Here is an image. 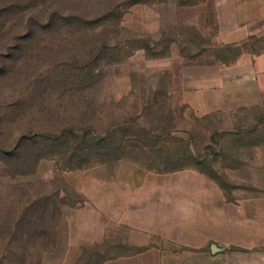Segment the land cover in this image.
I'll list each match as a JSON object with an SVG mask.
<instances>
[{
	"label": "rangeland",
	"instance_id": "rangeland-1",
	"mask_svg": "<svg viewBox=\"0 0 264 264\" xmlns=\"http://www.w3.org/2000/svg\"><path fill=\"white\" fill-rule=\"evenodd\" d=\"M216 35L211 0H0V264L254 257L133 230L88 197L98 179L135 187L183 167L207 173L229 199L264 194V111L202 116L173 92L179 72L199 69L187 60L237 55ZM149 126L176 130L153 141Z\"/></svg>",
	"mask_w": 264,
	"mask_h": 264
},
{
	"label": "crops",
	"instance_id": "crops-1",
	"mask_svg": "<svg viewBox=\"0 0 264 264\" xmlns=\"http://www.w3.org/2000/svg\"><path fill=\"white\" fill-rule=\"evenodd\" d=\"M211 1L216 44L239 51L234 58L187 60L199 69L179 72L181 85L173 92L202 116L250 108L262 112L264 0ZM257 152L264 167V146ZM88 197L108 220L133 230L212 253L254 250V257L243 264H264V194L229 199L215 179L197 168L150 172L135 187L98 179L90 183Z\"/></svg>",
	"mask_w": 264,
	"mask_h": 264
},
{
	"label": "trees",
	"instance_id": "trees-1",
	"mask_svg": "<svg viewBox=\"0 0 264 264\" xmlns=\"http://www.w3.org/2000/svg\"><path fill=\"white\" fill-rule=\"evenodd\" d=\"M158 130V131H157ZM176 129H170L168 132L166 133H162L159 134V127H157V129H155L152 126L149 127H143V132L145 134V136H148L149 138H151L153 141L160 139V138H164L167 137L168 135H171ZM101 140V138H99ZM185 168V167H183ZM181 169V168H180ZM211 177V176H210ZM214 179V178H213Z\"/></svg>",
	"mask_w": 264,
	"mask_h": 264
}]
</instances>
